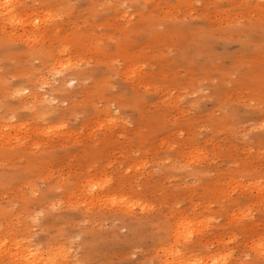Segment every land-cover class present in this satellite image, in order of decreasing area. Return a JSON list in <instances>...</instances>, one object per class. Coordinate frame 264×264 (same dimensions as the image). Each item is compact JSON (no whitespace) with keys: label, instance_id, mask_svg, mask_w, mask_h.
<instances>
[{"label":"rangeland","instance_id":"obj_1","mask_svg":"<svg viewBox=\"0 0 264 264\" xmlns=\"http://www.w3.org/2000/svg\"><path fill=\"white\" fill-rule=\"evenodd\" d=\"M17 248L264 264V0H0V264Z\"/></svg>","mask_w":264,"mask_h":264},{"label":"bare ground","instance_id":"obj_2","mask_svg":"<svg viewBox=\"0 0 264 264\" xmlns=\"http://www.w3.org/2000/svg\"><path fill=\"white\" fill-rule=\"evenodd\" d=\"M1 12H4L5 16L7 18H10V19L11 18L15 19L17 17L15 15L16 14L15 10L12 8H4L3 10H1ZM42 83L44 85H46V82L43 81ZM30 99H31L32 104H36V103H42L43 104V102H45L44 97H40L38 94L31 95ZM15 251L16 252H15L14 256H16V257L18 256L23 264H55L56 263V261H55L57 258L56 255H54V256L47 255L46 257L39 258V257H37L38 254L32 252V250H26V249L19 250L17 248V250L15 249Z\"/></svg>","mask_w":264,"mask_h":264}]
</instances>
